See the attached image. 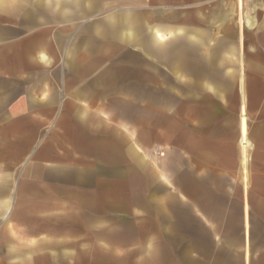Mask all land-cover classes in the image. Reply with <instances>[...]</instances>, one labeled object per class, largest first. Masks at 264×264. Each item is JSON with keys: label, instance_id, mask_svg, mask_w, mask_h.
Here are the masks:
<instances>
[{"label": "crops", "instance_id": "crops-1", "mask_svg": "<svg viewBox=\"0 0 264 264\" xmlns=\"http://www.w3.org/2000/svg\"><path fill=\"white\" fill-rule=\"evenodd\" d=\"M241 1L0 0V264H264V0Z\"/></svg>", "mask_w": 264, "mask_h": 264}, {"label": "rangeland", "instance_id": "rangeland-1", "mask_svg": "<svg viewBox=\"0 0 264 264\" xmlns=\"http://www.w3.org/2000/svg\"><path fill=\"white\" fill-rule=\"evenodd\" d=\"M257 123L253 125V127H256ZM258 126V125H257ZM262 126H258L256 141L260 147L256 148L253 152L254 154H257V161H261L264 164V150L261 149L262 139L264 137ZM255 146V144H254ZM252 155V152H250ZM260 158V159H259ZM253 157L250 156V161L247 164H252ZM256 170H258V167H256ZM264 170V169H263ZM260 180L262 183L264 182V172H246V182L248 186H253L254 182ZM248 191H251V193L254 191L253 189H250ZM254 195V194H253ZM118 239H125V238H118ZM167 250L162 253L157 254H143V253H132L128 257V261H126L125 254H117L118 256H121L120 258L116 257V254H102V257L100 259L101 264H143V261L149 262V264H153L152 262L160 264H173L174 260V253L170 250V247H166ZM92 260L90 254H86L84 264H90L89 262Z\"/></svg>", "mask_w": 264, "mask_h": 264}, {"label": "bare ground", "instance_id": "bare-ground-1", "mask_svg": "<svg viewBox=\"0 0 264 264\" xmlns=\"http://www.w3.org/2000/svg\"><path fill=\"white\" fill-rule=\"evenodd\" d=\"M241 1V0H240ZM242 2V1H241ZM242 19V18H241ZM241 21V20H240ZM247 120H246V118H244L243 119V126H242V130H243V137H244V140H245V149L248 147V143H247V130H248V128H247ZM252 145V144H251ZM250 145V146H251ZM251 149V148H250ZM249 150V149H248Z\"/></svg>", "mask_w": 264, "mask_h": 264}]
</instances>
